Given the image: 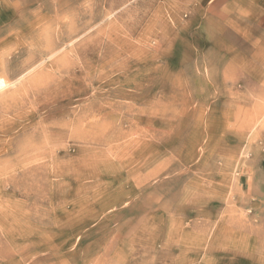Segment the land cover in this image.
<instances>
[{
	"label": "rangeland",
	"instance_id": "1",
	"mask_svg": "<svg viewBox=\"0 0 264 264\" xmlns=\"http://www.w3.org/2000/svg\"><path fill=\"white\" fill-rule=\"evenodd\" d=\"M0 58V264H264V0H0Z\"/></svg>",
	"mask_w": 264,
	"mask_h": 264
},
{
	"label": "bare ground",
	"instance_id": "2",
	"mask_svg": "<svg viewBox=\"0 0 264 264\" xmlns=\"http://www.w3.org/2000/svg\"><path fill=\"white\" fill-rule=\"evenodd\" d=\"M39 22H40V21H39ZM32 24H33V23H32ZM35 24H36V23H35ZM32 26H33V25H32ZM65 26H66V25H65ZM28 27H29V26H28ZM30 27H31V26H30ZM37 31H38V30H37ZM42 32H43V31H42ZM55 32H56V31H55ZM38 33H39V31H38ZM40 33H41V32H40ZM44 33H45V32H44ZM42 34H43V33H42ZM42 34H41V35H42ZM41 35H40V36H41ZM52 51H53V50H52ZM48 52H51V51H48ZM66 52H67V51H66ZM28 53H29V52H28ZM0 60H1V58H0ZM2 60H3V59H2ZM31 60H32V59H31ZM32 61H33V60H32ZM3 62H5V61H3ZM0 63H1V62H0ZM6 63H7V62H6ZM6 63H5V64H6ZM9 63H11V62H9ZM25 64H26V63H24V66H23V67L26 66ZM6 65H7V64H6ZM29 65H30V64H29ZM29 65H28V67H30ZM31 65H32V64H31ZM0 69H2V70H4V71L6 70L5 67H4V66H1V65H0ZM22 70L25 71L24 68H23ZM4 71H2V72H4ZM15 71H16V70H15ZM5 72H6V71H5ZM13 72H14V70H13ZM17 72H18V70H17ZM20 72H21V71H20ZM10 73H11V72H10ZM11 74H12V73H11ZM16 74H17V73H16ZM45 78H46V77H45ZM31 79H32V78H31ZM38 79H39V78H38ZM41 81H42V80H41ZM41 85H42V84H41ZM0 87H1V84H0ZM5 88H6V87H5ZM23 88H24V87H23ZM61 133H62V132H61ZM43 137H44V136H43ZM48 137H49V136H48ZM53 137H54V136H53ZM40 139H41V138H40ZM34 146H36V145H34ZM38 146H39V145H38ZM29 147H30V146H29ZM34 148H35V147H34ZM20 149H22V148H20ZM24 149H25V148H24ZM32 149H33V148H32ZM16 150H17V149H16ZM16 150H15V151H16ZM18 150H19V149H18ZM18 150H17V151H18ZM25 150H26V149H25ZM29 150H30V149H29ZM10 152H11V151H10ZM27 153L29 154V151H28ZM12 154H13V152H12ZM24 155H25V154H24ZM22 156H23V154H22ZM15 158H16V156H15ZM27 158H28V157H27ZM2 175H3V174H2Z\"/></svg>",
	"mask_w": 264,
	"mask_h": 264
}]
</instances>
